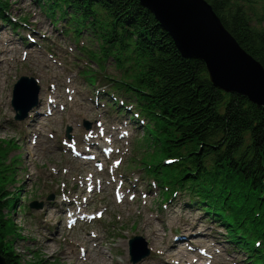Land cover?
<instances>
[{"label":"rangeland","instance_id":"obj_1","mask_svg":"<svg viewBox=\"0 0 264 264\" xmlns=\"http://www.w3.org/2000/svg\"><path fill=\"white\" fill-rule=\"evenodd\" d=\"M8 2L11 21L27 19L18 32L0 23V140L14 142L8 158H18L7 177V190L14 196L17 190L22 191L10 217L17 226L11 233L18 230L19 234L12 237L14 250L23 262L87 264L80 256L82 251L89 253L90 244H95L107 264H133L127 239L137 235L143 238L150 254L136 264H249L240 250L223 239L224 228L202 211L184 205L180 196L162 201L140 164L139 158L147 151L138 147L141 141L136 138L141 136V130L129 118L111 111L109 99L103 96L105 103L98 96L95 86L107 89L109 83L100 85L98 81L90 87L78 78L77 71L92 70L97 75L100 71L94 68L95 61L78 48L84 45L94 49V42L85 36L77 42L62 36L32 0ZM24 50L36 58L27 61ZM34 63L43 71V77L32 73L30 64ZM105 73L111 78L119 75L111 64ZM24 75L35 76L41 90L35 109L24 120L16 121L10 106L11 91L15 81ZM35 117L37 124L28 130L31 138L25 140L24 128ZM84 121L90 124L88 130L82 127ZM67 126L71 128L69 138L65 135ZM34 139L48 151L36 147L39 154L33 153ZM87 139L97 149L87 147L83 142ZM70 153L89 156L98 165L89 166L90 172L80 175L84 186L75 181L77 174L60 172L64 155ZM89 177L109 180L116 191L101 196ZM115 197L121 202H116ZM34 201L41 202L42 207L31 209L29 205ZM62 204L70 208L63 209L64 214L58 218L55 212H60ZM144 218L152 219L157 231L152 241L138 230ZM69 240L79 243V248L67 245ZM40 242L52 248L40 250Z\"/></svg>","mask_w":264,"mask_h":264},{"label":"trees","instance_id":"obj_2","mask_svg":"<svg viewBox=\"0 0 264 264\" xmlns=\"http://www.w3.org/2000/svg\"><path fill=\"white\" fill-rule=\"evenodd\" d=\"M206 1L238 44L264 67V0ZM37 2L59 18L67 10L78 15L74 19L85 22L95 37L100 34L105 53L115 54L124 76L114 87L146 119L144 133L156 145V157L176 159L156 160L148 171L172 189H189L191 203L224 226L248 261L263 264L264 107L211 84L204 62L181 56L137 0ZM5 7L0 0V13ZM106 56L99 53L100 59ZM4 151L0 141V159ZM9 206L0 181V255L5 264H30L14 251Z\"/></svg>","mask_w":264,"mask_h":264},{"label":"water","instance_id":"obj_3","mask_svg":"<svg viewBox=\"0 0 264 264\" xmlns=\"http://www.w3.org/2000/svg\"><path fill=\"white\" fill-rule=\"evenodd\" d=\"M149 10L184 57L204 62L210 83L264 107V67L225 29L206 0H138ZM38 87L22 77L13 87L17 119L35 103ZM0 264H5L0 255Z\"/></svg>","mask_w":264,"mask_h":264},{"label":"bare ground","instance_id":"obj_4","mask_svg":"<svg viewBox=\"0 0 264 264\" xmlns=\"http://www.w3.org/2000/svg\"><path fill=\"white\" fill-rule=\"evenodd\" d=\"M24 57L30 61V60H34L36 58V56L30 52H27L25 51L24 52ZM31 70L32 72L37 75V76H40V77H43V72L41 70H39L37 67V64L34 63V65H31ZM37 116V115H36ZM42 116H37V118H41ZM36 117L30 121V123L28 122V125L27 127L30 128L31 125H36L37 124V121L35 120ZM26 127V129H28ZM29 138H31L29 136V133L27 132L26 133V137H25V140H28ZM41 141H35L34 142V149H33V153H37L39 154L35 148L36 147H41V150L47 152L48 151V148L47 146L45 145H41L40 143H38ZM63 166L60 168V171L63 172V173H70V172H75V174H79L80 172H87L88 171V168L89 166L93 165V162L92 160L88 157V158H83L81 156H78V157H71L70 155H67L65 154L64 155V160L62 162ZM71 170H75V171H71ZM83 179H80V182H82ZM83 184V183H81ZM97 184H99V186H101L102 184H105V187L103 188L102 186L100 187V192L102 195H104V192H105V189L106 188H109L110 189V192L108 194H112V191H113V187H110L111 186V182L110 181H106L105 178H101ZM102 188V189H101ZM55 216H57L58 218H60V213H57L55 212ZM152 219L150 218H144L142 220H140V224L138 225V230L144 234L146 237L150 238L149 240L152 241L154 240L155 236H156V229L153 228V223H152ZM58 231V229H57ZM56 239V236H53L52 237V240L55 241ZM69 243H71L73 245V248H77L79 247L78 243L70 240ZM120 245H122V243L120 242ZM46 247H50L52 248V246H50L49 244H46L45 242H40L39 243V249L42 250V249H45ZM85 256V255H84ZM86 260H87V264H107L108 263V260L107 258L105 257L104 253L101 252V251H96L95 250V247L93 245H91V249L89 251V253L86 255ZM120 260H125L123 257L120 258ZM159 263L157 264H164L165 261L161 262L158 261Z\"/></svg>","mask_w":264,"mask_h":264}]
</instances>
